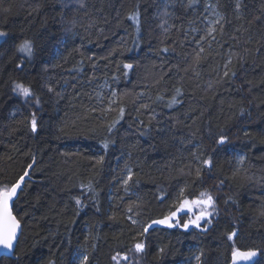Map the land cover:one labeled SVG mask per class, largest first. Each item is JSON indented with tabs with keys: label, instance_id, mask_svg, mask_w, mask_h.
Wrapping results in <instances>:
<instances>
[{
	"label": "trees",
	"instance_id": "trees-1",
	"mask_svg": "<svg viewBox=\"0 0 264 264\" xmlns=\"http://www.w3.org/2000/svg\"><path fill=\"white\" fill-rule=\"evenodd\" d=\"M205 3L219 5L223 32L217 30L215 41L209 38L210 47L203 45L199 75L177 71L171 66L182 69L194 47L191 39L203 35L191 28L203 30L199 16ZM241 4L239 18L235 0H198L194 10L177 5L169 9L173 28L164 37L160 0H4L9 11L0 9V30L8 33L0 41V183L15 182L35 159L12 207L22 223L15 255L25 253L24 264H72L78 250L87 251L90 264H114L111 257L128 253L145 225L204 191L219 198L208 229L151 226L147 248L137 256L140 264H197L201 253L199 264H231L234 247L258 250L236 264H264V0ZM136 12L139 30L130 19ZM25 39L35 41L31 60L17 51ZM163 47L170 51L160 52ZM230 53L244 59L234 55L235 77L216 83ZM125 63L134 67L125 70ZM12 81L31 86L42 98L40 108L12 96ZM49 81L54 93L43 87ZM157 94L162 102L137 111ZM173 96L180 103L168 107ZM33 112L40 121L37 133L18 123ZM117 119L109 134L107 126ZM141 121L151 127L147 134H141L146 132ZM221 133L229 142L218 147L214 141ZM106 139L112 141L107 149ZM194 151L213 160L200 179L196 165L187 174ZM241 155L245 160L238 164ZM100 156L103 164L95 165ZM125 164L139 180L129 194L119 183ZM89 184L91 189L81 187ZM161 193L165 198L158 199ZM73 197H81L84 206L77 209ZM14 258L2 256L0 264H13Z\"/></svg>",
	"mask_w": 264,
	"mask_h": 264
},
{
	"label": "snow or ice",
	"instance_id": "snow-or-ice-1",
	"mask_svg": "<svg viewBox=\"0 0 264 264\" xmlns=\"http://www.w3.org/2000/svg\"><path fill=\"white\" fill-rule=\"evenodd\" d=\"M160 3L162 7L158 6L157 9V17L160 19V23L158 25L159 29L162 30V35L164 37H167V35L170 33V30L173 28V25H170L168 23V19L171 18L174 15V12L169 11L170 8H177V5H179L181 8L185 9H195V6L198 3V0H187V4H184L183 0H160ZM4 0H0V9L3 11H9V8H4ZM219 7L218 4H210L205 3L204 5V12L200 14L199 20L200 23L205 24L206 30L197 29V28H191V32L196 33L199 31H203V35L199 36V39H191L189 37L188 32H184L185 40L188 41L191 39V43L194 45L192 52L186 54L185 60L186 63L184 67L181 69L180 65H172L171 67L175 68L177 71H183L184 73H187L189 71H192L195 75H199V73L196 71L198 68L201 60L205 57L206 49L203 46L205 43H209L210 47V41L209 38H211V41H215V33L217 30L223 32V23L224 17L219 15L215 10ZM242 4L241 0H235V12L238 15L241 12ZM215 16V19H210V16ZM130 19L136 21L137 24V30H139L140 27V14L139 12H136L134 15L130 17ZM193 23L190 21V24ZM177 31H181V29H176ZM8 33L4 31H0V37H6ZM239 35L240 31L237 30V42H239ZM160 43H164V40H161ZM35 41L34 40H28L25 39L23 42H21L17 46V51L21 54H23L24 57L31 60V58L35 55ZM113 51H116L115 49ZM163 53H168L170 49L168 47H163L159 50ZM171 51H174L172 49ZM159 54V53H158ZM111 55V53H109ZM236 56L238 60L242 61L244 59V56H241L236 53H230L227 60L225 61L223 68L224 71L222 74L218 73L219 79L216 81V83H219L220 81L225 80L226 78L231 79L232 77H235L236 73L233 71V56ZM89 59H92L91 57ZM17 69L23 68V61L20 64L16 65ZM134 65L132 63H125L123 64V68L125 70L132 69ZM127 71L124 72V75L127 76ZM231 74V75H230ZM162 78V77H161ZM158 83V81H157ZM46 88L48 93H54L55 92V86L51 83V81L46 82V84L43 86ZM213 83L210 82L208 84V88H212ZM177 95L180 94V89L177 88L176 90ZM11 95L12 96H18L24 98L25 104H30L31 107H34L36 109H39L42 103V98L40 96H37L34 92L33 88L31 86H26L22 82L12 81L11 82ZM56 95H60L59 93H56ZM112 95L116 96L117 92L115 90H112ZM144 93L138 94V97L143 98ZM2 99V98H0ZM164 100V97L162 95L157 94L156 97L153 99L151 96L148 97L147 102L141 103L140 107L137 109L138 112L143 110H149L152 108L154 103L162 102ZM109 103H115L114 101H109ZM180 101L176 99L175 96L172 97V100L168 103V107H172V104H178ZM93 112L96 111L95 108L92 109ZM125 112L124 107L119 108L120 117L123 116ZM151 119L155 120V116L153 115ZM20 125H26L30 126V130L33 133H37L40 128V121L37 118L36 112H33L31 114L30 119H24L18 122ZM119 123V119L113 120L108 126H107V132L109 134L113 133L114 129L117 127V124ZM141 125L146 129V132L141 133L142 135L147 134V132L151 131V127L149 125H144L143 121L140 122ZM159 123V121H157ZM174 126V125H173ZM158 132H162L163 129H157ZM246 135L248 133H245ZM112 141L105 140L103 147L105 149L108 148L109 143ZM215 144L220 146H225L229 142V137L226 134L221 133L218 137V139H215ZM245 160V156L241 155L238 158V164H243ZM104 162V156H100L95 160V165H102ZM173 161H169V165L173 163ZM35 159L33 158V163H30L26 169L23 170V174L19 176V178L14 183H4L0 185V248H3L7 250L6 256L9 259H12L13 256L15 258L13 259V264H24V256L25 253H20L19 255H15L16 249L19 245V233L22 231V223L21 219H18V214H13V209L11 206V202L14 199H17L20 197L21 192L23 191V184L25 182V178L29 175V169L34 167ZM191 165H196L194 168L195 171V177L197 179L201 178V173L204 168L211 169L213 166V160L211 156L207 159H204L201 154H198L197 152L192 153V160L190 161V164L188 167V175H191L193 168ZM122 173H126V175H122L121 179L119 180V183L123 186V190L125 194H129L130 189L133 188L134 185L139 184V180L136 178V172L133 171L132 167H128L127 164H125V168L121 170ZM181 174H184V168L182 166L181 168ZM224 181H220V183L217 185V187H221L223 185ZM82 188L87 187L91 189V184L85 186L81 185ZM184 193V189H180L181 196ZM83 195V193H82ZM95 199V195L92 197ZM160 198H165L164 194L161 193ZM75 201V205L77 209L84 206L83 199L81 197H73ZM121 200L124 199V197H120ZM139 199V198H138ZM219 199L218 197H214L211 192L204 191L200 193V198L196 200H188L183 199L180 201L179 207L176 208L175 211H172L169 213V215H166L163 217V219L159 220H153L150 224L145 225L143 228V231L138 233V237L140 239L138 242H136L131 249H129V253L132 254V257H136L138 255H142L146 248H147V240L144 238L146 237V234L149 232V229L151 225L159 224V225H166L168 228H180L184 230H188L190 228H196L201 229L202 231H206L211 224V218L216 216L218 214V210L216 207V200ZM232 200L231 197L228 198V200L225 201V204L229 203ZM196 207L199 208V213L195 216V219L189 218L187 220H184L181 222V219L179 218L180 213L187 211H192V209ZM97 212L100 211L99 207H97ZM127 212H132V207H129L127 209ZM128 219L132 220L131 216H128ZM203 221V224L201 223ZM133 224H136V220H132ZM236 235V231L234 230L231 234H229L228 239L232 240L233 237ZM35 247V245H33ZM165 253L164 248H160L158 250V255L162 256ZM258 255V250H248V251H240L237 248L232 249L231 253V264H236L239 260H251L252 258L256 257ZM202 253L200 255L195 256V260L197 261V264H199V261L201 259ZM111 259L113 261H122L126 262V264H140L139 259L130 258L129 254L121 255V253H117L116 255L112 256ZM45 264H54L53 261L48 260L45 262ZM72 264H90V257L87 251L78 250L74 254V260Z\"/></svg>",
	"mask_w": 264,
	"mask_h": 264
},
{
	"label": "rangeland",
	"instance_id": "rangeland-1",
	"mask_svg": "<svg viewBox=\"0 0 264 264\" xmlns=\"http://www.w3.org/2000/svg\"><path fill=\"white\" fill-rule=\"evenodd\" d=\"M216 17L213 15V16H210V19H215ZM202 25H203V30H206V26H205V24H203L202 23ZM1 31V30H0ZM4 37H0V40H2ZM2 184H4V183H0V185H2ZM200 198V195L199 196H197L196 198H193V199H188V200H196V199H199ZM177 207H179V205L177 206ZM176 210V209H175ZM174 210V211H175ZM199 208H196V207H194L193 209H192V211H187V210H185L184 212H181L180 213V216H179V218L181 219V222L182 221H184V220H187V219H189V218H192V219H195V216L199 213ZM127 254H129V256H130V258H135V259H138V257L136 256V257H132V254L131 253H127ZM249 260H239V261H237L236 263H244V262H248ZM114 264H126V262H122V261H114Z\"/></svg>",
	"mask_w": 264,
	"mask_h": 264
},
{
	"label": "water",
	"instance_id": "water-1",
	"mask_svg": "<svg viewBox=\"0 0 264 264\" xmlns=\"http://www.w3.org/2000/svg\"><path fill=\"white\" fill-rule=\"evenodd\" d=\"M1 41V40H0ZM30 170L31 169H29V174H30ZM30 179V176L28 175L26 178H25V181L26 180H29ZM14 183V182H13ZM24 185V184H23ZM15 201V199L11 202V206L13 207V202ZM14 214V213H13ZM151 226H153V225H151ZM19 235H20V233H19ZM6 252H7V250H5V249H3V248H0V258L2 257V256H6ZM7 257V256H6ZM14 257V256H13Z\"/></svg>",
	"mask_w": 264,
	"mask_h": 264
}]
</instances>
